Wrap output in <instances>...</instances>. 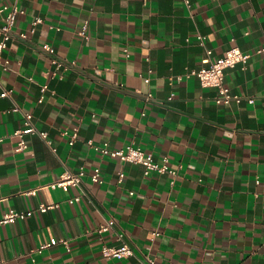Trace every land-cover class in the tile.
<instances>
[{
	"label": "crops",
	"instance_id": "obj_1",
	"mask_svg": "<svg viewBox=\"0 0 264 264\" xmlns=\"http://www.w3.org/2000/svg\"><path fill=\"white\" fill-rule=\"evenodd\" d=\"M0 3L25 9L0 69V91L14 89L0 96V264H264V0ZM234 44L253 52L227 70L242 100L218 103V88L187 73ZM24 111L52 143L32 132L19 148ZM77 125L71 144L64 129ZM131 142L179 174L146 173L98 147ZM68 169L84 170L81 183L53 186ZM13 209L33 213L3 221ZM126 241L132 255H104Z\"/></svg>",
	"mask_w": 264,
	"mask_h": 264
},
{
	"label": "built area",
	"instance_id": "obj_2",
	"mask_svg": "<svg viewBox=\"0 0 264 264\" xmlns=\"http://www.w3.org/2000/svg\"><path fill=\"white\" fill-rule=\"evenodd\" d=\"M186 3L191 6V0H185ZM21 12H25L19 4H14L10 6L9 4L0 3V14L2 15L3 22L0 24V69H7L10 67V59L6 58L4 55L5 50L9 46V42L14 35V27L17 23L18 15ZM43 21L41 16H37L35 19V23H39ZM88 24L86 23L83 26L82 33L87 37L89 36L87 33ZM26 35L25 33H23ZM200 39L203 41L205 36L200 34ZM46 48L52 53L55 54L56 48L50 44H46ZM259 53H264V46L260 47L257 50ZM209 55L204 59V64L200 67L191 68L187 75L188 76H197L204 86H214L218 88V94L216 96V100L218 103H231L233 100H242V96L240 94H236L232 91L231 87L227 84V70L236 66L239 63H247L249 59L253 56V52L244 50L241 46L234 44L232 45L225 54L213 58V50H208ZM53 61L57 65V69H61L63 67L62 62L53 55ZM150 80V78H147ZM0 85H2V80L0 77ZM47 86L44 87L46 89ZM14 92L13 88H4L0 91V96H12ZM41 101L44 100V95L41 96ZM250 101L254 102L255 98L251 97ZM14 109H21L19 105L15 106ZM25 114V126L17 130V133L20 135L19 148H24L28 145L26 135L28 133H40L43 137L48 139L50 143L52 140L49 138V132L47 130H42L38 128L34 121V113L32 111H24ZM80 126H75L73 129L66 128L64 129V133L70 135V143L74 144L78 134H79ZM93 143V142H91ZM102 149L103 153L106 155H111L114 157H119L121 160L142 163L146 166V173H150L151 171H158L164 173H170L174 177L179 174V169L170 163V158L168 156H164L162 160H157L154 156V153L146 150L143 146L136 144L135 142L128 143L121 147L112 148L109 144H105L103 146H98ZM84 175V170L79 172H74L70 169L66 170L61 176L55 180L52 185L57 187L61 186L65 189H69V187L73 184H80ZM126 176L125 171H121L119 174V180L123 181ZM93 177L96 180L103 181V174L100 167H97L93 173ZM31 192H36V189L30 190ZM80 196L72 197L70 199L71 202H76L80 200ZM59 204H48L46 202L41 203L40 209L45 211L50 207L56 206ZM33 210L28 212L26 211H18V210H10L8 211L3 221L10 222L16 220L18 217H25L28 214H32ZM116 223L115 219L109 220L107 224L102 225L99 229L101 231L109 229L113 224ZM160 234L159 231L155 233V235ZM123 233L120 234V237L123 238ZM58 238H53L51 241L45 242L41 247H47L58 243ZM65 242H69L68 240H64ZM103 253L108 257H117L122 258L126 256H130L134 253V247L129 242H124L121 246H111L105 245L103 247ZM146 264H157L156 260L149 256ZM168 264H184L177 261H170Z\"/></svg>",
	"mask_w": 264,
	"mask_h": 264
}]
</instances>
